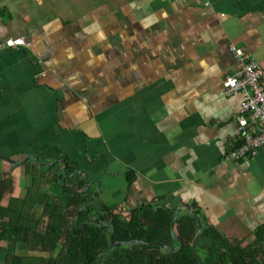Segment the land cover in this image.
<instances>
[{
  "label": "crops",
  "instance_id": "obj_1",
  "mask_svg": "<svg viewBox=\"0 0 264 264\" xmlns=\"http://www.w3.org/2000/svg\"><path fill=\"white\" fill-rule=\"evenodd\" d=\"M208 1L0 0V41L29 43L0 50L10 195L53 166L64 180L76 173L72 189L95 211L166 206L178 216L188 205L202 223L197 247L238 243L264 258L254 234L264 145L249 165L227 157L244 95L223 88L239 67L230 45L261 66L264 85V0ZM13 250L29 252L1 240L0 264Z\"/></svg>",
  "mask_w": 264,
  "mask_h": 264
},
{
  "label": "trees",
  "instance_id": "obj_2",
  "mask_svg": "<svg viewBox=\"0 0 264 264\" xmlns=\"http://www.w3.org/2000/svg\"><path fill=\"white\" fill-rule=\"evenodd\" d=\"M65 163L66 173L76 170L67 158ZM58 172L52 166L46 172L48 175L33 176L30 186L19 197L10 195L11 177L0 178V241L14 242L29 251L7 253L5 264H199L191 252L197 223L190 213L179 214L172 226L174 209L166 206H139L128 211L81 208L90 196L81 197L72 189V175L58 181ZM44 182L48 187L41 189ZM83 185L80 182L77 186ZM37 205H42L39 212ZM90 218L101 224L91 221L80 227ZM172 227L176 229L174 234ZM111 229L113 240L123 242L122 246L108 248ZM254 234L264 241V223ZM174 235L182 240V248L176 252L131 242L156 241L177 247ZM196 248L205 264H264L257 249L238 243H212Z\"/></svg>",
  "mask_w": 264,
  "mask_h": 264
},
{
  "label": "built area",
  "instance_id": "obj_3",
  "mask_svg": "<svg viewBox=\"0 0 264 264\" xmlns=\"http://www.w3.org/2000/svg\"><path fill=\"white\" fill-rule=\"evenodd\" d=\"M209 5L208 0H202ZM22 38H8L0 41V50L18 46H28ZM230 50L238 62V71L226 75L223 80L224 93L233 95L242 93L239 112L235 115L237 123V143L228 152L227 157L250 164L255 151L264 145V85L261 66L242 48L230 45Z\"/></svg>",
  "mask_w": 264,
  "mask_h": 264
},
{
  "label": "water",
  "instance_id": "obj_4",
  "mask_svg": "<svg viewBox=\"0 0 264 264\" xmlns=\"http://www.w3.org/2000/svg\"><path fill=\"white\" fill-rule=\"evenodd\" d=\"M62 163L65 166V162L62 161ZM64 169H65V167H64ZM73 174H76V173H71V174H69V176H71ZM60 176H61V173L58 174V181L61 180V177ZM62 180H64V178H62ZM73 186L74 185H72V188H73ZM85 191H86V187L82 190V193L84 194ZM91 202L92 201H90V203H88L87 205H84L81 208H85L87 206H90ZM187 207L189 208L190 214L194 217V219L196 220V223H197V231L194 234V237H193L192 242H191V252H192V255L194 256V258L199 262V264H205L204 261L202 260V258L200 257L199 253L197 252V248H196V246H197V237H198V235H199V233H200V231L202 229L201 219H200V217L198 215H196L193 212V210H192L191 207H189L188 205H187ZM178 211H179V209H176L174 211V217H173L172 226H174V223H175V220H176ZM91 221L92 222H95V223L101 224V221H98L97 219H94V218H90L86 222H84L80 227L84 226V224H86L87 222H91ZM105 225L107 227H110V225H108V224H105ZM172 232L174 234L173 227H172ZM174 238L179 242V246L178 247H173V246H170V245H167V244H162V243L156 242V241H153V242H147V241H131V242H142V243H145V244H153V245H157V246H162V247L166 248L169 251L176 252V251H179L182 248V240L179 237H177L176 235H174ZM123 244H124L123 242H115L113 240V229H111V232L109 234V246H108V248H111V247H114V246H122Z\"/></svg>",
  "mask_w": 264,
  "mask_h": 264
}]
</instances>
